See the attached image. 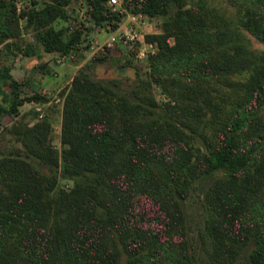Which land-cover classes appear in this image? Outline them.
<instances>
[{"label":"trees","instance_id":"1","mask_svg":"<svg viewBox=\"0 0 264 264\" xmlns=\"http://www.w3.org/2000/svg\"><path fill=\"white\" fill-rule=\"evenodd\" d=\"M12 1L0 0V41L13 34ZM70 1L30 8L26 24L45 51L80 48L82 23L67 25ZM89 1L96 24L116 26L119 15L104 0ZM238 1L242 29L264 43V0ZM184 4L143 0L136 9L165 17L166 32L147 35L159 49L146 76L134 68L139 83H157L168 101L133 99L80 70L65 97L60 150L46 118L13 125L24 151L0 156V264H235L245 247L249 264H264V48H250L243 31L204 5ZM22 50L34 54L30 43ZM106 58L103 49L91 55ZM9 69L0 66V125L24 101L43 99L25 95L27 83ZM59 175L72 185L57 186ZM203 176L211 177L208 213L191 243L180 200Z\"/></svg>","mask_w":264,"mask_h":264},{"label":"rangeland","instance_id":"2","mask_svg":"<svg viewBox=\"0 0 264 264\" xmlns=\"http://www.w3.org/2000/svg\"><path fill=\"white\" fill-rule=\"evenodd\" d=\"M12 1V0H11ZM47 0H32L29 4L19 5L12 1L15 10V19L10 22L13 34L3 41H0V66H9L10 74L16 79L26 82L23 87L25 95L38 93L43 99H31L24 101L19 106L16 114H5L0 125V156L3 154L24 151L18 134L14 132L13 125L28 123L34 124L38 120L46 118L50 123L48 139L50 143L60 150L61 148V118L62 110L67 91L69 90L73 76L80 70L87 73L91 78L115 87L118 91L126 93L133 99H140L145 96H153L163 103L169 97L163 92L161 86L151 81L150 84H141L137 81L134 65H138L143 73L149 68L150 56L159 49V39L157 37L148 38V34H162L166 32L165 17L145 15L141 21L131 22L126 14L131 5L136 6L138 0H124L131 3L125 7L123 14L118 18L119 31L134 25L142 36V41L137 44V50L131 52L129 44H114L105 49L107 58L101 62L91 61L92 52L83 42L94 39L105 34L101 29V24H96L91 15V8L86 2L81 0H71L66 5V12L71 16L67 25L69 28L75 21H80L84 30L81 37L80 48L72 53H59L58 51H45L35 42V30L26 24L29 10L32 6L39 7ZM85 1V0H84ZM182 7L204 5L213 16L220 19L224 26H229L235 30L243 31V38L252 49L264 48V43L258 40L253 34L244 31L240 21V11H242L238 0H184ZM106 5V1L104 0ZM177 8L174 1L169 3V13H173ZM212 17V16H211ZM98 28V30H97ZM108 28V27H107ZM109 29V28H108ZM93 35V37H92ZM92 37V38H90ZM90 38V39H89ZM169 44L175 41L174 34L167 36ZM30 43L33 46L34 54L23 52V46ZM133 46V45H132ZM142 53H138V49ZM43 65V66H42ZM146 76V72L144 73ZM6 89L8 88L5 86ZM227 91L230 90L227 88ZM219 100H227V95L215 92ZM264 114V109H263ZM185 128V127H184ZM195 141L203 147L201 137L198 132L202 129V124L196 127ZM34 163L44 172H50L51 167L30 156ZM57 186L69 188L72 180L69 178L57 177ZM211 177L203 176L194 179L189 186L187 196L181 199V204L185 210V222L187 236L191 243L199 242V232L204 228V220L208 209L204 202V191L207 188ZM202 254V248L198 247ZM235 264H249L247 261V247L239 254Z\"/></svg>","mask_w":264,"mask_h":264},{"label":"built area","instance_id":"3","mask_svg":"<svg viewBox=\"0 0 264 264\" xmlns=\"http://www.w3.org/2000/svg\"><path fill=\"white\" fill-rule=\"evenodd\" d=\"M19 5H26L27 3L29 4L32 0H13ZM82 2H86L90 8H92V4L89 0H81ZM106 1V6H108L112 12L116 13L120 17V13L123 14L125 7H127L131 3H125L124 0H105ZM143 0H138V3L136 6L131 5L132 8H129V11H126V14L131 22H136L141 21L143 17H145V13H143L141 10H136L137 6L141 5ZM119 20H117L116 26L111 27L108 22H105L101 29L105 31V34L99 35L97 37H92V39L87 40L86 42L84 41L83 44L86 45L88 48H91V52L93 53L94 51L98 49H103L105 50L109 46H113L114 44H129V46L132 47V45H137L140 41H142V36L139 33L138 29L134 25H130L125 28L123 31H119L120 27ZM109 29H108V28ZM72 28V26H71ZM86 27H83L85 30ZM84 30L82 33V36L84 35ZM98 30V28H97ZM81 36V37H82ZM138 53H142V49L139 48Z\"/></svg>","mask_w":264,"mask_h":264}]
</instances>
